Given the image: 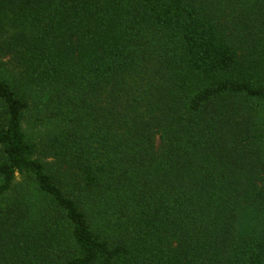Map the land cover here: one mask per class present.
I'll use <instances>...</instances> for the list:
<instances>
[{
	"label": "trees",
	"instance_id": "16d2710c",
	"mask_svg": "<svg viewBox=\"0 0 264 264\" xmlns=\"http://www.w3.org/2000/svg\"><path fill=\"white\" fill-rule=\"evenodd\" d=\"M0 264H264V0H0Z\"/></svg>",
	"mask_w": 264,
	"mask_h": 264
},
{
	"label": "rangeland",
	"instance_id": "374dc122",
	"mask_svg": "<svg viewBox=\"0 0 264 264\" xmlns=\"http://www.w3.org/2000/svg\"><path fill=\"white\" fill-rule=\"evenodd\" d=\"M8 68V67H7ZM10 69V68H9ZM15 71L5 70L4 74L8 77L12 76ZM45 99L42 98L41 103L30 109L25 117L24 130L28 139L34 143H41L45 136L48 134L56 133L58 130V123L52 114L43 106ZM99 207V204L97 205ZM94 216L98 217L100 214L94 212ZM90 221L92 222L93 218L90 216ZM249 219L248 214L241 215V223L245 225V221ZM97 220L94 221L96 223ZM239 221V228L243 229L242 224ZM93 223V222H92ZM95 228L98 227L96 224H93Z\"/></svg>",
	"mask_w": 264,
	"mask_h": 264
}]
</instances>
